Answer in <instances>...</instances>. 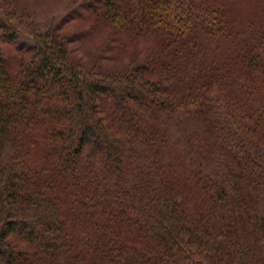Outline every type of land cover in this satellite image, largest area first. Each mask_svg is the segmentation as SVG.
<instances>
[{
    "label": "trees",
    "instance_id": "trees-1",
    "mask_svg": "<svg viewBox=\"0 0 264 264\" xmlns=\"http://www.w3.org/2000/svg\"><path fill=\"white\" fill-rule=\"evenodd\" d=\"M13 1L0 264H264V0H77L95 65Z\"/></svg>",
    "mask_w": 264,
    "mask_h": 264
},
{
    "label": "rangeland",
    "instance_id": "rangeland-1",
    "mask_svg": "<svg viewBox=\"0 0 264 264\" xmlns=\"http://www.w3.org/2000/svg\"><path fill=\"white\" fill-rule=\"evenodd\" d=\"M18 13L23 15L22 25L29 30L44 31L57 27L58 30L71 37L70 46L74 56L85 63L99 64L106 60L110 54L111 45L100 32L89 35L87 25L79 17L82 10L77 0H17L13 1ZM24 32L22 29L21 33ZM23 35H25L23 33ZM3 45V44H2ZM10 50L12 45H3ZM143 52L134 54L131 59L128 54H123V60L136 64L137 57H142ZM129 61V60H128Z\"/></svg>",
    "mask_w": 264,
    "mask_h": 264
}]
</instances>
